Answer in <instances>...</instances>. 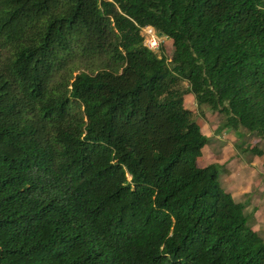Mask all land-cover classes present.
Masks as SVG:
<instances>
[{
  "label": "trees",
  "instance_id": "16d2710c",
  "mask_svg": "<svg viewBox=\"0 0 264 264\" xmlns=\"http://www.w3.org/2000/svg\"><path fill=\"white\" fill-rule=\"evenodd\" d=\"M187 94L264 138V0H0V264H264Z\"/></svg>",
  "mask_w": 264,
  "mask_h": 264
},
{
  "label": "rangeland",
  "instance_id": "374dc122",
  "mask_svg": "<svg viewBox=\"0 0 264 264\" xmlns=\"http://www.w3.org/2000/svg\"><path fill=\"white\" fill-rule=\"evenodd\" d=\"M143 43L152 35L157 47L152 50L169 57L170 41L156 33L151 27L141 29ZM181 105L191 109L194 120L207 141L201 150L196 164L217 163L220 166L218 181L221 187L228 191L235 200H247L244 213L246 224L254 228L264 239V138L245 132L236 131L223 126L224 116L202 105L196 108L191 94L184 96ZM240 134H238L237 133ZM254 145L261 150L259 155L251 151H240L246 145Z\"/></svg>",
  "mask_w": 264,
  "mask_h": 264
},
{
  "label": "built area",
  "instance_id": "2783aa9c",
  "mask_svg": "<svg viewBox=\"0 0 264 264\" xmlns=\"http://www.w3.org/2000/svg\"><path fill=\"white\" fill-rule=\"evenodd\" d=\"M144 45L148 49L152 50L153 48L157 47V42H156L155 38L152 35H150L148 37V39H146V41L144 42Z\"/></svg>",
  "mask_w": 264,
  "mask_h": 264
},
{
  "label": "crops",
  "instance_id": "0c3cea01",
  "mask_svg": "<svg viewBox=\"0 0 264 264\" xmlns=\"http://www.w3.org/2000/svg\"><path fill=\"white\" fill-rule=\"evenodd\" d=\"M252 229L256 230V227H254V228H252Z\"/></svg>",
  "mask_w": 264,
  "mask_h": 264
},
{
  "label": "clouds",
  "instance_id": "9594fccd",
  "mask_svg": "<svg viewBox=\"0 0 264 264\" xmlns=\"http://www.w3.org/2000/svg\"><path fill=\"white\" fill-rule=\"evenodd\" d=\"M147 27H149V26H147ZM144 44V43H143Z\"/></svg>",
  "mask_w": 264,
  "mask_h": 264
}]
</instances>
